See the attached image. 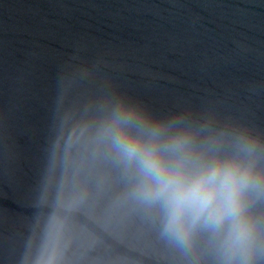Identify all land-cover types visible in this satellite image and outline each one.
Instances as JSON below:
<instances>
[{"label": "water", "instance_id": "obj_1", "mask_svg": "<svg viewBox=\"0 0 264 264\" xmlns=\"http://www.w3.org/2000/svg\"><path fill=\"white\" fill-rule=\"evenodd\" d=\"M113 97L226 151L253 136L264 168V0H0V264H229L226 228L180 245L133 198L93 139Z\"/></svg>", "mask_w": 264, "mask_h": 264}, {"label": "clouds", "instance_id": "obj_2", "mask_svg": "<svg viewBox=\"0 0 264 264\" xmlns=\"http://www.w3.org/2000/svg\"><path fill=\"white\" fill-rule=\"evenodd\" d=\"M89 127L75 123L69 139ZM200 131L184 111L158 115L142 102L113 97L93 139L131 178L133 198L159 213L164 235L188 245L198 231L226 228L229 264H252L258 222L251 208L264 197L258 141L241 135L226 151L217 138L199 139Z\"/></svg>", "mask_w": 264, "mask_h": 264}]
</instances>
